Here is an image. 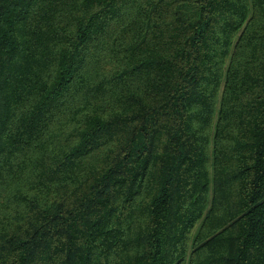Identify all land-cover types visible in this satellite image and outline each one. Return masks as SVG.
<instances>
[{"label": "trees", "instance_id": "1", "mask_svg": "<svg viewBox=\"0 0 264 264\" xmlns=\"http://www.w3.org/2000/svg\"><path fill=\"white\" fill-rule=\"evenodd\" d=\"M0 264H264V0H0Z\"/></svg>", "mask_w": 264, "mask_h": 264}]
</instances>
